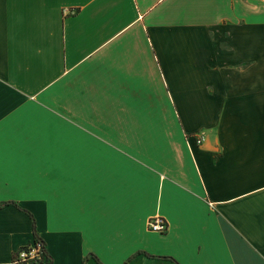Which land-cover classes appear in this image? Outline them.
Here are the masks:
<instances>
[{
  "label": "crops",
  "instance_id": "obj_1",
  "mask_svg": "<svg viewBox=\"0 0 264 264\" xmlns=\"http://www.w3.org/2000/svg\"><path fill=\"white\" fill-rule=\"evenodd\" d=\"M1 202L0 264H264V0H0Z\"/></svg>",
  "mask_w": 264,
  "mask_h": 264
},
{
  "label": "built area",
  "instance_id": "obj_2",
  "mask_svg": "<svg viewBox=\"0 0 264 264\" xmlns=\"http://www.w3.org/2000/svg\"><path fill=\"white\" fill-rule=\"evenodd\" d=\"M196 144H201L204 140L203 135H196L195 137ZM210 205L212 203H209ZM146 227L149 231L164 233L168 229V224L166 220L159 215H154L148 218ZM43 243L40 239H35L32 243L18 248L14 252L12 262L15 264L25 263V264H34L37 262V259L40 256Z\"/></svg>",
  "mask_w": 264,
  "mask_h": 264
},
{
  "label": "trees",
  "instance_id": "obj_3",
  "mask_svg": "<svg viewBox=\"0 0 264 264\" xmlns=\"http://www.w3.org/2000/svg\"><path fill=\"white\" fill-rule=\"evenodd\" d=\"M8 203H11V204H13V205H15V206H17L18 207V205L16 204V203H13V202H1L0 203V206H3V205H5V204H8ZM29 215H30V217H31V214L30 213H28ZM32 218V217H31ZM33 229H35V226H34V223H33ZM42 241V240H41ZM42 243H43V241H42ZM50 257H49V255H48V253H47V251H46V249H45V246H44V243H43V246H42V249H41V252H40V256H39V258L37 259V262L36 263H34V264H50Z\"/></svg>",
  "mask_w": 264,
  "mask_h": 264
}]
</instances>
